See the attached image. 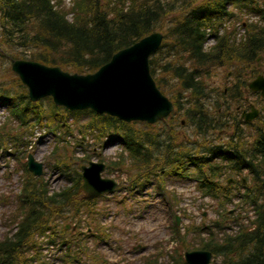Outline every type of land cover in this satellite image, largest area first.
I'll return each instance as SVG.
<instances>
[{"label":"trees","instance_id":"16d2710c","mask_svg":"<svg viewBox=\"0 0 264 264\" xmlns=\"http://www.w3.org/2000/svg\"><path fill=\"white\" fill-rule=\"evenodd\" d=\"M52 1L0 0V106L9 111L0 127V157H15L25 174L14 214L19 220L11 218L14 228L0 239V264H33L41 252L35 235L46 232L48 243L65 247L63 264H87L73 247V223L80 227L82 213L94 221L96 200L83 199L79 191L80 162L66 138L74 129L79 134L95 130L94 139L102 146L120 143L122 151L116 161L108 162L107 171L119 169L128 190L155 185L158 192L179 200L165 188L167 179L178 178L195 181L203 196L217 201L219 218L206 227L179 226L173 215L172 239L178 245L149 253L142 264H162L164 254L169 255V264H187L181 250H208L221 256V264H264V99L258 93L250 95L255 97L252 102L260 110L259 117L253 122L241 119V110L249 107L244 89L259 73L258 57L264 67V27L248 24L246 40L236 44L222 36L210 50L203 49L205 29L229 14L228 6L264 16V0H75L71 21L61 0ZM155 31L162 33L163 40L149 58L150 73L174 106L155 124L127 123L88 109L70 112L50 98L31 102L27 88L10 68L12 60L21 58L71 73H93L116 51ZM84 114L89 117L83 123ZM36 124L62 133L57 137L60 147L47 159H53V166L72 184L53 196L46 194L41 179L22 161L26 149L15 148L27 147L23 136ZM73 136L77 145L82 144L81 138ZM240 188L245 189L239 195L241 202L255 207L256 218L252 226L219 238L213 227L222 230L228 220H235L226 203L240 194ZM205 229L206 238L201 236ZM190 232L198 236L197 246L188 238Z\"/></svg>","mask_w":264,"mask_h":264},{"label":"rangeland","instance_id":"374dc122","mask_svg":"<svg viewBox=\"0 0 264 264\" xmlns=\"http://www.w3.org/2000/svg\"><path fill=\"white\" fill-rule=\"evenodd\" d=\"M70 1L63 0L61 6L67 9ZM74 1L72 0V3ZM208 45L203 46L205 51H208ZM245 97H248L253 104L252 99L255 97L246 94ZM4 111L7 112L8 109L4 108ZM249 111V109L246 110V112ZM88 117L86 114L81 115V121L86 122ZM32 137L27 135L28 139ZM36 143L30 152L32 151L37 160L45 163L47 155L53 148L54 140L53 138L41 139ZM56 147L60 146L56 145ZM104 147L101 150L104 162L115 160L119 146L109 144ZM19 149L22 151L23 147ZM96 151L99 152V150ZM18 167L19 164L15 158L0 157V198H7L5 203L0 202V239L14 228L11 218L19 220L14 214L18 213L25 174ZM16 168L18 172H15ZM102 176L119 182V188L95 199L94 221H91L89 214L82 213L81 226L74 228L76 244L73 247L79 251L78 255L82 258V262L87 264H142V257L149 253L160 248L173 250L178 245V242L172 239L174 236L171 229L173 215L179 217V226L186 227L197 224L210 225L219 218L217 209L220 208H217L216 202L209 198L203 200L204 197L193 181L167 179L166 190L174 191L179 198L174 200L171 198V193L158 192L155 185L141 191L128 190L126 177L119 169L112 171L109 169L108 172L104 170ZM206 231L208 230H203L201 235L207 237ZM84 233L90 235L86 236ZM188 238L195 246L198 245L199 238L196 233L190 232ZM42 247L41 252L37 253V257L33 260V264H63L62 258H67L65 247L60 249L56 243L55 245L43 244ZM181 252L184 253L183 250ZM34 254L35 251L30 252V255ZM160 261L162 264H169V255H162ZM211 264H217L216 259Z\"/></svg>","mask_w":264,"mask_h":264},{"label":"water","instance_id":"95a60500","mask_svg":"<svg viewBox=\"0 0 264 264\" xmlns=\"http://www.w3.org/2000/svg\"><path fill=\"white\" fill-rule=\"evenodd\" d=\"M162 39L161 32H153L118 50L108 62L89 74L69 73L59 66L23 59L12 61L11 69L27 86L28 97L33 102L51 97L55 105L71 111L91 109L125 122L154 123L173 109L172 102L157 87L149 68V58L160 47ZM249 88L260 92L264 98V76L251 80ZM257 115L258 110L251 105V110L244 111L242 118L252 121ZM27 166L35 175L42 172V164L36 162L32 154H28ZM104 168V163L93 162L81 166V189L85 199L112 192L118 185L112 179L101 177ZM210 258L209 251L185 253L188 264H208Z\"/></svg>","mask_w":264,"mask_h":264},{"label":"flooded vegetation","instance_id":"af4514ba","mask_svg":"<svg viewBox=\"0 0 264 264\" xmlns=\"http://www.w3.org/2000/svg\"><path fill=\"white\" fill-rule=\"evenodd\" d=\"M258 69H260L259 66H258ZM262 74H264V73L262 72ZM245 92H246V93L248 92V85H247V88L245 89ZM245 101L247 102V105L250 107V105H251L250 99H249L248 97H245ZM248 109H249V108H248ZM248 109H242L241 112H242L243 110H248Z\"/></svg>","mask_w":264,"mask_h":264},{"label":"bare ground","instance_id":"6f19581e","mask_svg":"<svg viewBox=\"0 0 264 264\" xmlns=\"http://www.w3.org/2000/svg\"><path fill=\"white\" fill-rule=\"evenodd\" d=\"M264 8V7H263ZM225 12V11H224ZM262 12V11H261ZM262 14V13H261Z\"/></svg>","mask_w":264,"mask_h":264}]
</instances>
